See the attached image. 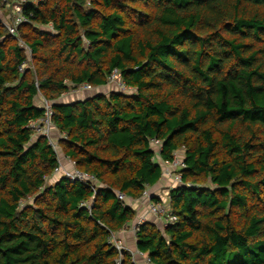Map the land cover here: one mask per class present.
Wrapping results in <instances>:
<instances>
[{
  "label": "trees",
  "instance_id": "trees-1",
  "mask_svg": "<svg viewBox=\"0 0 264 264\" xmlns=\"http://www.w3.org/2000/svg\"><path fill=\"white\" fill-rule=\"evenodd\" d=\"M25 11L30 60L0 21V264H139L110 239L136 217L118 191L141 198L175 152L178 221L147 220L138 250L155 264H264V0H43ZM115 68L136 93L59 102L76 85H108ZM43 97L59 149L96 191L56 173L58 153L34 138Z\"/></svg>",
  "mask_w": 264,
  "mask_h": 264
},
{
  "label": "built area",
  "instance_id": "built-area-1",
  "mask_svg": "<svg viewBox=\"0 0 264 264\" xmlns=\"http://www.w3.org/2000/svg\"><path fill=\"white\" fill-rule=\"evenodd\" d=\"M43 0H0V21L4 24L5 28L7 29L8 33L13 37L17 38L19 43L24 46L31 56L32 49L31 47L21 40L19 37V27L23 24H30L32 22V13H26L25 6L29 3H38ZM8 9V13L5 15L3 10ZM28 67V62H24L19 66V70L23 73L26 68ZM109 85H115L119 91H122L126 94L129 93H136L137 89L131 86H128L121 75V71L117 68L113 69L109 76ZM94 86L89 83H83L80 85H76L72 88L69 92H81L84 90H91ZM42 103L44 106V117L35 121H31L28 124V127L34 131V138L44 135L48 138L50 145H52L53 149L59 155V166L56 168L55 172L64 175L71 181H79L86 186L91 187L94 191H96L97 179L84 171L78 169L75 165V162L71 159L70 164L73 165L72 167H67L63 164V158L60 155L59 145L58 142L54 140L52 136V129H53V103L54 101L49 100L45 97L42 98ZM60 137H64V134H61ZM152 145L156 147L155 155L156 157L161 153V146L162 142L156 138L150 140ZM165 163V162H164ZM184 163L180 159L179 153H174V160L169 161L166 164V172L167 174L173 179V181L177 182L178 184H182V174L177 170L178 166H183ZM166 174V175H167ZM174 177V178H173ZM118 198L125 204L130 205L129 201L133 200H141L146 202L147 213L159 219V221L164 225H170L176 223L178 221V216L174 213L170 202L169 201H155L154 197L152 196L149 189H146L139 199H131L125 193L118 191ZM147 221L146 216L140 217L137 219L135 224L132 226V231L135 233L139 230L140 226ZM111 242L117 248L118 251L122 252V250H126L124 242L117 238L116 233H113L111 236ZM141 255H145L142 252H138ZM146 257L147 264H155L149 256Z\"/></svg>",
  "mask_w": 264,
  "mask_h": 264
},
{
  "label": "crops",
  "instance_id": "crops-1",
  "mask_svg": "<svg viewBox=\"0 0 264 264\" xmlns=\"http://www.w3.org/2000/svg\"><path fill=\"white\" fill-rule=\"evenodd\" d=\"M3 13L6 15L8 13V9L3 10ZM20 47L22 46L19 43ZM22 48L24 49L28 60L31 59V56L29 55V53L27 52L26 48L24 46H22ZM28 60H26V62H28ZM29 64V62H28ZM20 71V70H19ZM21 73V71H20ZM111 91H118L117 87L115 85H105V86H99V87H93L91 90H84L81 92H67L65 93L60 99L59 102L60 103H73L76 101H81V100H85L88 97L91 96H95V94H107ZM119 92V91H118ZM61 132L58 131L57 128H53L52 129V136L54 138L55 141L60 140L62 137L61 136ZM60 151V155L65 158L66 155L63 154L62 150L59 149ZM70 158L66 157V159H63V164L67 167H72L73 165L70 164ZM174 181L173 179L170 177H166V174L164 173V169H163V177L159 180L158 183H156L155 185H153L152 187H149L147 189H149V191L151 192L153 197H160V199L164 200V201H169L170 202V190L172 188H175L173 186ZM179 187V186H178ZM166 199V200H165ZM131 205H133L135 211H136V217L133 221H131L129 223V225L127 226V228H125L124 230L117 232L116 236L117 238L121 239L124 242V245L126 247V250L130 251L131 253H133L138 261L139 264H146V255H141L137 248V237H136V233L134 231H132V226L135 224V222L137 221L138 218L146 216L147 220H150L152 222H155L159 227H161L160 221L159 219H157L156 217L150 215L147 213V207H146V202L145 201H141V200H133V201H129Z\"/></svg>",
  "mask_w": 264,
  "mask_h": 264
},
{
  "label": "rangeland",
  "instance_id": "rangeland-1",
  "mask_svg": "<svg viewBox=\"0 0 264 264\" xmlns=\"http://www.w3.org/2000/svg\"><path fill=\"white\" fill-rule=\"evenodd\" d=\"M88 2H89V0H88ZM118 89V88H117ZM118 91H119V89H118ZM168 162H165V163H163V169H164V173L165 174H167V172L165 171L166 170V164H167ZM166 177H168V178H170V176L167 174L166 175ZM174 178V177H173ZM174 183H177V182H175L174 181ZM188 185H192V184H188ZM174 186V185H173ZM175 187V186H174ZM166 200V199H165ZM160 224H161V229H163V227H164V225L160 222ZM145 261H147V260H145ZM146 264H147V262H146Z\"/></svg>",
  "mask_w": 264,
  "mask_h": 264
},
{
  "label": "water",
  "instance_id": "water-1",
  "mask_svg": "<svg viewBox=\"0 0 264 264\" xmlns=\"http://www.w3.org/2000/svg\"><path fill=\"white\" fill-rule=\"evenodd\" d=\"M96 95V94H95ZM94 96V95H93ZM92 97V96H91ZM88 98H90V97H88ZM175 187H178L180 184H178V183H174L173 184ZM124 250H122V252H123Z\"/></svg>",
  "mask_w": 264,
  "mask_h": 264
},
{
  "label": "clouds",
  "instance_id": "clouds-1",
  "mask_svg": "<svg viewBox=\"0 0 264 264\" xmlns=\"http://www.w3.org/2000/svg\"><path fill=\"white\" fill-rule=\"evenodd\" d=\"M119 92H122V91H119Z\"/></svg>",
  "mask_w": 264,
  "mask_h": 264
}]
</instances>
